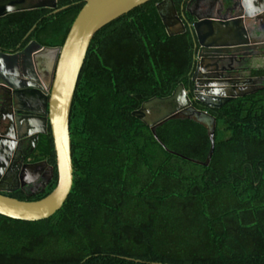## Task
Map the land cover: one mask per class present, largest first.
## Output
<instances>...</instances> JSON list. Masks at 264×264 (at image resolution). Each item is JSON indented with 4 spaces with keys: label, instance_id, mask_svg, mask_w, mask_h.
Segmentation results:
<instances>
[{
    "label": "trees",
    "instance_id": "trees-1",
    "mask_svg": "<svg viewBox=\"0 0 264 264\" xmlns=\"http://www.w3.org/2000/svg\"><path fill=\"white\" fill-rule=\"evenodd\" d=\"M84 1L0 17V48L61 46ZM159 1L93 35L69 113L71 190L49 218L0 215V264H264V88L218 108L192 102L215 118L207 166L196 163L210 146L202 125L169 119L156 128L157 140L131 114L179 84L192 99L195 36L187 23L184 33L167 35ZM172 1L192 23L181 10L189 0ZM249 66L243 74L264 85V54ZM36 150L52 166L51 180L38 192L2 194L34 201L54 189L50 131Z\"/></svg>",
    "mask_w": 264,
    "mask_h": 264
},
{
    "label": "water",
    "instance_id": "water-1",
    "mask_svg": "<svg viewBox=\"0 0 264 264\" xmlns=\"http://www.w3.org/2000/svg\"><path fill=\"white\" fill-rule=\"evenodd\" d=\"M57 1L59 0H0V17L40 8L53 9V13H56L65 8L56 9ZM148 1L150 0H85L61 46H40L31 41L17 52L0 49V185L10 176L9 164L18 152V144L32 136L37 138L38 134H44L47 125L52 137L57 174L54 189L39 200L23 201L2 194L12 193L20 189V186L1 189L0 215L16 220L38 221L52 216L64 203L72 186L69 113L91 39L103 26ZM155 7L167 35L185 32V25L172 0H161ZM247 7H251V10L245 8L241 16L231 19L194 16L195 21L189 25L198 46L191 77L192 99L187 96L183 85L179 84L169 96L152 98L131 113L151 129L157 140L156 128L169 119H188L202 125L207 131L210 146L205 161L195 162L204 166L208 165L214 149L215 118L193 107L192 101L218 108L233 98L264 88V85L249 87L256 84L254 79L234 82L206 78L207 67L201 53L203 50L219 47L236 49L249 45L243 21L248 19L256 23L264 14V0H259L258 5L251 3ZM257 27L264 32L262 23ZM34 28L35 25L25 38ZM224 37H229V40L219 41ZM46 58L49 61V84L44 86L39 81L41 75L38 78L31 74L34 68L39 69L38 63ZM153 111L159 113L153 115ZM36 126L39 129H32ZM24 159L25 157L22 162ZM36 165L46 167L47 184L52 177V166L47 162ZM35 173L37 175L39 172ZM14 181L17 182L18 177ZM24 183L27 182H22V185Z\"/></svg>",
    "mask_w": 264,
    "mask_h": 264
},
{
    "label": "flooded vegetation",
    "instance_id": "flooded-vegetation-1",
    "mask_svg": "<svg viewBox=\"0 0 264 264\" xmlns=\"http://www.w3.org/2000/svg\"><path fill=\"white\" fill-rule=\"evenodd\" d=\"M251 3L254 5H258L259 0H189L184 7L181 6V10H185L190 16L193 17L192 23L195 21L194 16L225 20L241 16L245 8H249L248 10H251V7H247L250 6ZM180 17L182 19V22L187 23L188 26L192 24L188 21L183 13L182 15H180ZM260 23L264 25V14L257 20L256 23L255 21H250L248 19L243 21L247 39L249 41V45L247 46L238 47L236 49L230 47L210 48L201 52L203 58L205 59V65L207 67V80H231L234 82H238L239 80L243 79H254L256 81V84H251V86L249 87L263 85L262 78L251 77L247 74H243L248 71L247 69L250 68L249 63L252 61V59L264 54V32L262 33L261 30L257 27L260 25ZM227 40H229V37H224L219 41ZM23 48H19L16 51L6 52H17L19 50H22ZM38 67L40 70L34 68L33 74H31V76L35 75L40 78L41 75L42 78H40L39 81L44 86L48 85V59L46 58L43 59V61L41 60L38 63ZM37 70H39L38 73ZM32 82L34 83V81ZM194 101L196 100H193L192 102ZM158 113L159 111H153V115H156ZM32 129H39V127L36 126ZM45 131L46 132L44 134H38L37 138H34L32 136L31 138H28L18 144V152L14 155L9 164V166L11 165L8 170L10 176L5 181L1 182L2 184L0 185V190L4 187L6 189H11L15 188L16 186L21 187L18 190L23 189L32 192H38L40 189H43L46 184L45 180L48 178V171L45 166L36 165L40 162H46L44 159H41L39 157V153L36 149L40 137L46 136L50 131L48 125L46 126ZM31 149L32 151L30 152ZM24 157L25 159L22 162V159ZM15 167H17L18 169L16 170ZM36 171L39 172L37 175L35 173ZM14 176L16 178L18 177L17 182L14 181V179H16ZM22 182L27 183H24V185H22ZM38 187L40 188L37 189Z\"/></svg>",
    "mask_w": 264,
    "mask_h": 264
},
{
    "label": "rangeland",
    "instance_id": "rangeland-1",
    "mask_svg": "<svg viewBox=\"0 0 264 264\" xmlns=\"http://www.w3.org/2000/svg\"><path fill=\"white\" fill-rule=\"evenodd\" d=\"M40 187H38L37 189H39ZM34 190H36V189H34ZM32 192V191H31Z\"/></svg>",
    "mask_w": 264,
    "mask_h": 264
}]
</instances>
